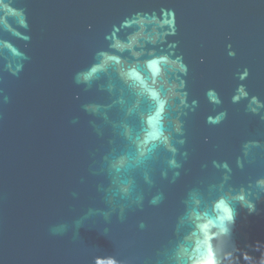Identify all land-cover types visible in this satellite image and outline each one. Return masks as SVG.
Here are the masks:
<instances>
[{"label":"water","instance_id":"1","mask_svg":"<svg viewBox=\"0 0 264 264\" xmlns=\"http://www.w3.org/2000/svg\"><path fill=\"white\" fill-rule=\"evenodd\" d=\"M209 258L264 264V0H0V264Z\"/></svg>","mask_w":264,"mask_h":264},{"label":"clouds","instance_id":"2","mask_svg":"<svg viewBox=\"0 0 264 264\" xmlns=\"http://www.w3.org/2000/svg\"><path fill=\"white\" fill-rule=\"evenodd\" d=\"M134 23L139 22L141 26L143 27L144 24V18L141 17L139 20L133 21ZM127 23V22H126ZM174 32V29H173ZM115 47L119 49L123 48H130L131 43L128 41V43H123L120 41H117L115 43ZM110 59H115L114 57H110ZM158 57H153L152 59L145 62V66L148 70L152 69L154 64L156 63ZM167 59V58H165ZM179 63V61H173ZM182 67V65H181ZM95 69H93L94 71ZM151 73V72H150ZM128 77L133 79L134 81H137L139 85L148 93V95L158 102V111L160 109H163L164 101L160 99L159 92L150 87L145 81L143 80L141 74L137 72L134 68L130 69L127 73ZM153 76V73H151ZM157 77V76H156ZM163 135L162 128L160 125H156L155 131L152 132V135L150 139H159ZM241 200H243V197H240ZM249 210L251 211L253 209V206L251 204L248 205ZM216 212L217 215L214 217L213 220L209 221L207 225H205L207 231H210L211 228L215 227L218 229L221 233H226L228 231L227 224L233 220L234 217V210L232 207L224 200H220L216 204Z\"/></svg>","mask_w":264,"mask_h":264},{"label":"snow or ice","instance_id":"3","mask_svg":"<svg viewBox=\"0 0 264 264\" xmlns=\"http://www.w3.org/2000/svg\"><path fill=\"white\" fill-rule=\"evenodd\" d=\"M205 264H213V261H212V259L211 258H209L206 262H205Z\"/></svg>","mask_w":264,"mask_h":264}]
</instances>
